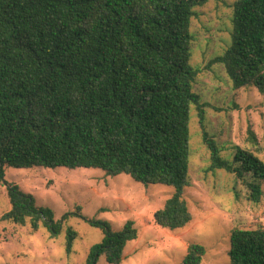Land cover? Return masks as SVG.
<instances>
[{"label":"trees","instance_id":"trees-1","mask_svg":"<svg viewBox=\"0 0 264 264\" xmlns=\"http://www.w3.org/2000/svg\"><path fill=\"white\" fill-rule=\"evenodd\" d=\"M208 1L0 0V183L11 203L2 221L33 231L45 226L53 237L61 228L51 208L5 180L7 167H85L174 187L154 219L186 227L193 219L184 198L192 108L209 169L234 173L251 201L262 200L264 162L239 146L232 159L222 155L206 130L207 104L193 90L200 69L190 65L191 25L196 7ZM233 8L231 46L209 65L224 64L234 90L252 85L264 93V0H234ZM249 139L258 143L252 129ZM105 229L86 264L101 256L121 263L137 238L132 221ZM76 236L67 230L68 252ZM204 255L203 245L191 244L182 264H201ZM229 257L230 264H264V226L232 230Z\"/></svg>","mask_w":264,"mask_h":264},{"label":"rangeland","instance_id":"rangeland-1","mask_svg":"<svg viewBox=\"0 0 264 264\" xmlns=\"http://www.w3.org/2000/svg\"><path fill=\"white\" fill-rule=\"evenodd\" d=\"M233 3L209 0L195 9L190 65L200 74L193 90L207 104L206 130L222 155L232 159L239 146L264 162V93L252 85L234 90L224 64L209 65L231 46ZM250 129L257 135V144L249 139ZM190 130L191 186L186 187L184 198L193 219L186 227L172 230L155 222L154 213L175 192L172 186L144 184L130 175L111 176L96 168L7 167L5 180L31 194L37 205L51 208L61 228L53 237L45 226L33 231L29 225L2 221L11 203L7 184L1 182L0 264H86L92 246L105 237L106 225L117 231L129 221L137 238L127 243L119 264H182L191 244L205 247L201 264H230L232 230L264 226V195L254 203L234 173L209 169L210 150L196 108L191 109ZM69 228L77 233L71 252L66 245ZM97 264L110 263L101 256Z\"/></svg>","mask_w":264,"mask_h":264}]
</instances>
